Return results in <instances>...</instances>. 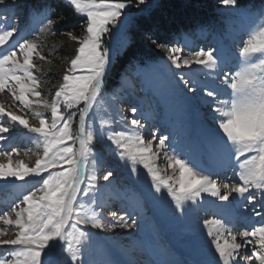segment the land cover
I'll list each match as a JSON object with an SVG mask.
<instances>
[{"label": "snow or ice", "instance_id": "snow-or-ice-1", "mask_svg": "<svg viewBox=\"0 0 264 264\" xmlns=\"http://www.w3.org/2000/svg\"><path fill=\"white\" fill-rule=\"evenodd\" d=\"M63 3L82 21L78 34L55 29L58 20L46 8L34 9L28 20L29 27L39 20L44 25L42 33L46 28L48 34L66 35L77 45L51 100L44 99L39 91L44 80L36 74L41 65L35 61L47 59L39 37L29 38L30 33L23 34L17 24L0 28V94L6 93L19 102L21 110L30 111L36 105L50 112V117L37 112V122L30 124L28 119L0 104V134L9 133L18 124L26 130L25 135L33 134L41 149L35 153L32 166L18 159L14 167L12 156L18 155L20 149L0 150V158L8 160L0 162V189L19 188L18 181L31 185L9 201L6 210H0L4 225L0 227V264H98L86 258L96 243L97 233L93 229H138L137 217L146 214L149 203L169 197L172 214L181 222L206 211L203 194L229 204L232 197L242 212L264 218V4L249 7L240 5L238 0H220L223 5H231L243 21L250 22L245 27L248 39L239 42V50L234 54L235 70L229 67L230 59L222 49H189L185 55V46L161 42L151 32L145 34L151 45L167 53L169 71L201 65L211 69L214 79H218L214 88H205L186 79L183 73L174 72L172 76H179L184 84V88L177 90L173 81L161 73L155 81L140 85L141 91L147 88L166 103L178 104L181 113L172 130L160 135L153 131L145 142L140 129L144 128L146 117L143 113L137 117L140 109L136 106L130 108L131 119L119 110L109 112L115 123L122 124V130L105 131L103 122L99 128L95 124L96 107L104 100L114 55L126 43L125 9L143 12L142 6H147L148 0ZM15 10L16 0H0V22H6L9 14L14 19ZM123 80L122 74L112 99H119L124 91ZM196 104L208 108L207 126H194L190 121ZM77 116L74 133L72 125ZM5 138L0 135V140ZM177 138L187 156L177 154L173 147L172 141ZM96 146H103L130 172L131 183L123 191L117 188L112 193V199L127 201L128 208L123 213L111 211L114 220L108 223L101 215L107 204L98 203L96 171L101 160ZM159 158L165 159L169 168L179 170L178 179L161 174ZM193 159L201 163L192 164ZM137 165H142L147 174ZM220 175L227 179L217 183L212 177ZM28 177L32 179L27 180ZM103 180L108 182L106 187L114 185V172L106 170ZM215 208L224 215L232 211L227 204H216ZM210 224L219 226L215 232L206 233L211 259L205 258L196 232L191 230L183 237L189 258L171 264H245L253 258L256 264H264V224L235 234L220 219L204 220L205 227ZM9 228L13 229L11 236ZM103 264L118 262L105 260Z\"/></svg>", "mask_w": 264, "mask_h": 264}, {"label": "rangeland", "instance_id": "rangeland-1", "mask_svg": "<svg viewBox=\"0 0 264 264\" xmlns=\"http://www.w3.org/2000/svg\"><path fill=\"white\" fill-rule=\"evenodd\" d=\"M45 0H16L15 18L13 19L9 14V19L6 22H0V28H3L6 24H17L23 34H29V38L35 36L39 37L38 43L41 46L42 54L46 56V61H35L41 65V70L36 74L42 76L44 83H42L39 91L44 99L51 100L54 95L56 88L59 83L62 82V74L65 71L68 61L75 54L77 47L76 43L71 41L67 36L51 35L48 34V30L42 33L41 28L44 27L43 23L37 20V22L31 27L28 26L29 14L34 9L46 8L50 10L49 5L40 7V3ZM63 2V0H62ZM264 4V0L256 1L253 6H260ZM144 7V6H142ZM252 7V6H251ZM136 8L125 9L127 19L125 20V28L123 29L124 36L126 37V43L123 48H118L117 53L114 55H120L128 43L127 38V27L131 21V16ZM217 20L211 23L206 31L199 33L197 38L194 36H187L184 33H180L177 37L172 38V43H179L185 46V55L189 49L198 50L199 48H217L222 49L224 54L230 59L229 67L235 70L236 59L234 54L239 50V42L243 39H248L245 35V27L250 26V22L243 21L239 15L234 14V10L231 5H223L222 3L216 9ZM122 19H124L122 17ZM60 43L63 50L57 58L53 59L56 61V68L59 72V77L55 85L52 84V88L47 95L45 90L51 82V76L44 69L47 63V53L53 49V44ZM67 49V50H66ZM167 53L160 60L155 62H149L141 65L127 67L122 72L124 80V91L120 92L119 99H112V91L114 89H105L104 100L101 104L96 107V124L95 127L99 128L101 122L105 131L112 129L122 130V124H117L112 120L109 112L115 113L117 110L121 111L123 115L129 119L132 117L131 106H136L140 109L137 113L139 117L140 113H143L146 117L144 128L140 129L142 134L145 136L146 141L150 138L153 131L160 134H167L173 129L176 122L180 119L181 113L178 108V104L166 103L163 98L159 95H155L152 91L145 88L141 91L140 85L145 84L148 81H155L161 73L167 75L168 79L173 81L177 90L184 88V84L179 80V76L173 77L172 73H183L185 78L189 81L195 80L200 86L205 88H214L218 84V79H214V72L211 69L205 68L201 65H193L192 68H172L171 71L167 69L166 60ZM113 58V59H114ZM121 74V75H122ZM121 77V76H120ZM120 77L117 81L120 80ZM53 83V82H51ZM117 83V82H116ZM116 85V84H115ZM186 91V90H185ZM191 95V94H189ZM2 103L6 110L14 111L15 114L21 115L23 118L29 120V123H36V113H42L43 115L50 117V112L45 110L43 107L33 105L31 110H21L19 102H14L10 96L6 93L0 94ZM83 105H81L82 107ZM109 109L106 112L104 109ZM72 111H76L73 109ZM209 110L206 106L199 104L194 105L193 111L189 116L190 121L194 126L201 124L208 125ZM5 120L8 118L5 117ZM10 123V121H9ZM78 127V116L72 125L73 132L77 131ZM25 129L20 125H16L13 130L9 133L0 134L5 136L4 140H0V150L10 151L13 148L20 149L19 154L13 153L12 165L18 159H23L25 163L32 166L38 149L37 142L33 138V134H27ZM173 147H175L177 154L185 155L188 154L185 151L182 142L177 140L172 141ZM79 144H76V148ZM96 150L99 153L101 160V166L97 169L96 175L98 177L97 184L100 188L98 193V203H106L107 206L101 211V215L104 218V222L108 223L113 221L114 218L111 216V211L123 213L128 208L127 201H121L112 199V193L119 188L121 191L124 190L125 185L131 183L129 168L124 166V163L118 161V159L109 154L103 146H96ZM171 148L168 149L171 152ZM27 152V155H25ZM0 162L8 163L6 158H0ZM192 164L201 163L199 160L193 159ZM129 166L131 162L129 161ZM157 166L159 167L161 174L166 177L175 176L178 179V169L168 167V163L165 159L159 158L157 160ZM138 169L146 175V170L142 168V165H137ZM91 166L89 165V171ZM106 170H111L115 174V183L112 186H107L108 182L103 180V175ZM231 176V173H229ZM213 179L217 180V183L225 181L227 177L213 176ZM31 180V177L26 178ZM111 179V178H110ZM134 179V177H132ZM150 181V177H148ZM174 182V181H173ZM3 182H0L2 184ZM20 185L16 189H0V210H6L8 202L13 198L17 197L24 188L30 187L31 185L25 184L24 182H16ZM81 187H84L82 185ZM147 186L145 185V188ZM223 191V189H221ZM235 196V194H233ZM229 202L217 201L214 197L207 194H203V208L206 211H200L194 217H189L183 222L178 221L172 214V209L169 206L168 200H162L157 203H149L146 214H141L137 217L139 221V228L135 230L114 228L111 231H101L93 229V232L97 233L96 243L91 253L86 257L87 259H94L98 264H103L105 260H114L118 264H171L174 260H187L189 258L187 252V245L184 242L183 237L188 235L191 230H195L198 241L204 250L205 258L211 259V251L209 249L208 240L209 237L203 233L200 228L204 224V220L220 219L221 223L225 225V228L231 229L232 232L238 233L244 229L258 228L264 224V218L256 216L253 213L242 212L235 200L232 197L229 198ZM216 204H227L232 209L230 214L224 215L219 213L215 205ZM228 221H227V220ZM226 220V221H224ZM196 224V225H195ZM209 228H217V225H208ZM0 227H4L2 221H0ZM130 231V234L125 232ZM223 230V229H222ZM123 233L125 235H123ZM9 235H13V229L9 228ZM120 235L123 237L119 238ZM227 236V232L224 233ZM237 242H240V237H237ZM8 247V246H4ZM248 248H251L249 245ZM247 251V249H242ZM132 256L134 259H129ZM245 264H256L254 258L252 261L245 262Z\"/></svg>", "mask_w": 264, "mask_h": 264}, {"label": "trees", "instance_id": "trees-1", "mask_svg": "<svg viewBox=\"0 0 264 264\" xmlns=\"http://www.w3.org/2000/svg\"><path fill=\"white\" fill-rule=\"evenodd\" d=\"M256 1L262 0H238V3L251 7ZM220 4V0H148V5L144 6L143 12L139 9L134 10L127 27L128 43L123 52L113 59L107 76L106 89L115 86L127 67L155 62L166 55V52L156 49L146 40V33L151 32L165 43H172V38L180 33L189 37L194 36L195 39L199 33L206 31L211 23L217 20L216 9ZM40 5H49L53 18L58 20L54 28L59 32L79 33L78 25L82 21L72 14V10L62 0H45ZM52 47V51L47 53L48 60L44 66L53 82L46 87L47 95L52 91V84L55 85L59 77L55 66L56 61L53 59L57 58L63 50L60 43L53 44Z\"/></svg>", "mask_w": 264, "mask_h": 264}, {"label": "bare ground", "instance_id": "bare-ground-1", "mask_svg": "<svg viewBox=\"0 0 264 264\" xmlns=\"http://www.w3.org/2000/svg\"><path fill=\"white\" fill-rule=\"evenodd\" d=\"M0 102H2V98L0 97ZM2 104V103H1ZM227 220V219H226ZM226 220H224V221H226ZM229 220V219H228ZM227 220V221H228ZM222 224V223H221ZM196 225V224H195ZM222 225H224V224H222ZM202 226V229L200 228V230L203 232V233H207V232H215L216 231V229L219 227L218 225H217V228L215 227V228H213V227H210L209 228V226H207V227H205V225L203 224V225H201ZM224 227H225V225H224ZM222 230V229H221ZM223 231V230H222ZM127 233H129L130 234V231L128 230L127 232H125V234H127ZM124 233H123V235H125ZM123 235H120V237L119 238H121V237H123ZM129 259H134L132 256H130L129 257Z\"/></svg>", "mask_w": 264, "mask_h": 264}]
</instances>
